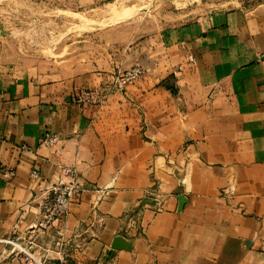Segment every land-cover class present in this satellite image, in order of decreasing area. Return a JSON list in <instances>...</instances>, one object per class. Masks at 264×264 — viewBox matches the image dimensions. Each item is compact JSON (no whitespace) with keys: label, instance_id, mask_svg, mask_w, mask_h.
<instances>
[{"label":"crops","instance_id":"1","mask_svg":"<svg viewBox=\"0 0 264 264\" xmlns=\"http://www.w3.org/2000/svg\"><path fill=\"white\" fill-rule=\"evenodd\" d=\"M114 51L59 77L0 66V239H31L43 264H264V0ZM136 64L141 79L105 93ZM89 90L105 101L75 102ZM64 167L87 190L33 229ZM0 264L36 263L0 243Z\"/></svg>","mask_w":264,"mask_h":264},{"label":"rangeland","instance_id":"2","mask_svg":"<svg viewBox=\"0 0 264 264\" xmlns=\"http://www.w3.org/2000/svg\"><path fill=\"white\" fill-rule=\"evenodd\" d=\"M256 1L0 0V66L63 76L67 67L84 62L91 53L112 56V50L152 31ZM31 253L42 261L34 250Z\"/></svg>","mask_w":264,"mask_h":264},{"label":"built area","instance_id":"3","mask_svg":"<svg viewBox=\"0 0 264 264\" xmlns=\"http://www.w3.org/2000/svg\"><path fill=\"white\" fill-rule=\"evenodd\" d=\"M145 74L143 67L139 64L126 70H117L114 74L113 81L103 87L105 93L112 91H123L127 86L141 79ZM106 96L97 90H89L81 92L75 98L77 103H93L101 104L105 101ZM59 142V137L55 134L46 133L42 139V143L49 147L56 145ZM13 171H5L4 176H13ZM33 177H38L37 172H33ZM84 183L79 178L77 171L72 167H64L62 169V180L59 183L53 184L46 190L45 200L39 205V220L34 225L33 229L38 231H47L58 220L64 219L69 211L72 199L80 193L86 191ZM19 238L0 239V243L9 245L13 250L24 254L30 261H35L36 264H43L37 260L31 253L29 246L33 245V241L29 239L27 244L19 241Z\"/></svg>","mask_w":264,"mask_h":264},{"label":"water","instance_id":"4","mask_svg":"<svg viewBox=\"0 0 264 264\" xmlns=\"http://www.w3.org/2000/svg\"><path fill=\"white\" fill-rule=\"evenodd\" d=\"M180 207H182L183 203L185 202V197L180 196ZM112 249L113 250H121V249H131V244L122 236H116L112 242Z\"/></svg>","mask_w":264,"mask_h":264},{"label":"bare ground","instance_id":"5","mask_svg":"<svg viewBox=\"0 0 264 264\" xmlns=\"http://www.w3.org/2000/svg\"><path fill=\"white\" fill-rule=\"evenodd\" d=\"M111 13V12H110Z\"/></svg>","mask_w":264,"mask_h":264}]
</instances>
